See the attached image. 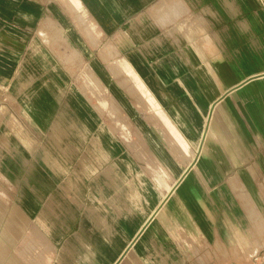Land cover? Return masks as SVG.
I'll return each mask as SVG.
<instances>
[{
	"label": "crops",
	"instance_id": "crops-1",
	"mask_svg": "<svg viewBox=\"0 0 264 264\" xmlns=\"http://www.w3.org/2000/svg\"><path fill=\"white\" fill-rule=\"evenodd\" d=\"M263 233L264 0H0V264H264Z\"/></svg>",
	"mask_w": 264,
	"mask_h": 264
},
{
	"label": "bare ground",
	"instance_id": "bare-ground-1",
	"mask_svg": "<svg viewBox=\"0 0 264 264\" xmlns=\"http://www.w3.org/2000/svg\"><path fill=\"white\" fill-rule=\"evenodd\" d=\"M264 234V233H263ZM263 239V238H262Z\"/></svg>",
	"mask_w": 264,
	"mask_h": 264
},
{
	"label": "rangeland",
	"instance_id": "rangeland-1",
	"mask_svg": "<svg viewBox=\"0 0 264 264\" xmlns=\"http://www.w3.org/2000/svg\"><path fill=\"white\" fill-rule=\"evenodd\" d=\"M264 253V252H263Z\"/></svg>",
	"mask_w": 264,
	"mask_h": 264
}]
</instances>
